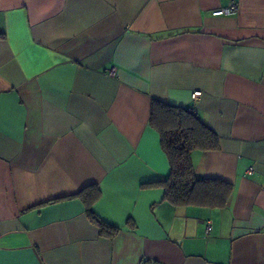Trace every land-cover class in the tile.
I'll use <instances>...</instances> for the list:
<instances>
[{
	"label": "crops",
	"instance_id": "1",
	"mask_svg": "<svg viewBox=\"0 0 264 264\" xmlns=\"http://www.w3.org/2000/svg\"><path fill=\"white\" fill-rule=\"evenodd\" d=\"M0 33V264H264V0H0ZM153 100L217 134L226 205L164 198Z\"/></svg>",
	"mask_w": 264,
	"mask_h": 264
},
{
	"label": "trees",
	"instance_id": "2",
	"mask_svg": "<svg viewBox=\"0 0 264 264\" xmlns=\"http://www.w3.org/2000/svg\"><path fill=\"white\" fill-rule=\"evenodd\" d=\"M149 122L159 133L160 145L170 167L169 175L158 184L164 189V198L174 205H226L232 185L220 179L197 177L190 159L194 150L219 149L217 134L189 107L168 105L157 100L152 101ZM99 195L94 185L84 187L78 193L90 222L97 226L102 236L111 237L118 229L102 221L91 208Z\"/></svg>",
	"mask_w": 264,
	"mask_h": 264
},
{
	"label": "built area",
	"instance_id": "3",
	"mask_svg": "<svg viewBox=\"0 0 264 264\" xmlns=\"http://www.w3.org/2000/svg\"><path fill=\"white\" fill-rule=\"evenodd\" d=\"M238 11V5L231 2L229 3L227 6H224V7H220L216 10H214L212 12L213 15H231L233 13H236ZM109 74L114 76L115 75V70L114 68H112L110 71H109ZM201 94V91L200 90H195L191 93V99L193 102H195L198 97L200 96ZM190 110H193L195 111V109L193 107H189ZM212 228V225H211V221H208L207 224H206V233H209L210 230Z\"/></svg>",
	"mask_w": 264,
	"mask_h": 264
}]
</instances>
